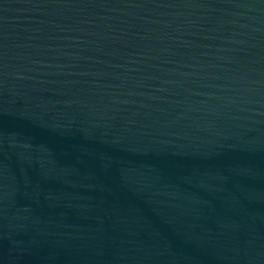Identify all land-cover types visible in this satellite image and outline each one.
Wrapping results in <instances>:
<instances>
[{
    "label": "water",
    "instance_id": "water-1",
    "mask_svg": "<svg viewBox=\"0 0 264 264\" xmlns=\"http://www.w3.org/2000/svg\"><path fill=\"white\" fill-rule=\"evenodd\" d=\"M0 264H264V0H0Z\"/></svg>",
    "mask_w": 264,
    "mask_h": 264
}]
</instances>
